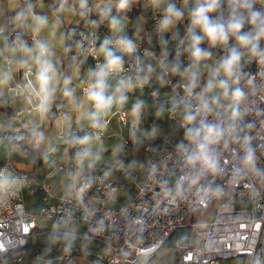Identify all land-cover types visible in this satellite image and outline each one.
I'll return each mask as SVG.
<instances>
[{
  "label": "clouds",
  "instance_id": "1",
  "mask_svg": "<svg viewBox=\"0 0 264 264\" xmlns=\"http://www.w3.org/2000/svg\"><path fill=\"white\" fill-rule=\"evenodd\" d=\"M38 2L8 0L14 10L10 23L15 34L10 39L6 28L0 26V95L13 81L14 73L23 72L22 82L12 91L38 117L39 122L29 121L24 129L33 148L46 146L45 161L57 149L46 140L40 123L49 118L58 96L80 113L78 120H86L88 127L95 130L83 135L69 131L64 137V143L75 149L74 159L81 169L85 166L94 169L101 159L98 142L107 127L106 117L113 109H122L128 103L130 92L155 81L172 88L170 102L154 101L155 115L177 113L174 126L183 133L177 148L186 171L177 180L174 190L177 197L182 195L186 183L199 185L205 198L225 194L222 185L200 183L202 177L222 175L219 153L222 144L235 142L240 146L234 181L264 177V169L257 166L254 138L248 131L254 124L245 120L251 95L264 92V0H181L179 6L177 0H146L150 8L160 13L154 26L160 51L157 55L145 50V56L152 57L155 63L143 66L138 42L127 34V12L136 0H99L94 6L90 0H53L49 6L51 16L36 11ZM65 14L78 16L93 36L101 25L106 24L109 29L98 47L91 49L93 59L98 62L81 80L80 97L72 86V76L62 74L55 59L53 40ZM184 19L188 21L185 35L175 59L169 60L171 41L166 34L171 32L175 39L176 26ZM46 29L48 38L41 36ZM29 35L30 42L26 38ZM76 35L74 30L60 34L58 43L65 55L83 50V39H74ZM148 39L151 43V35ZM205 43L207 47H202ZM212 49H221L224 54L213 59ZM182 57H187L186 65ZM129 62L133 65L130 70L126 69ZM172 77L179 79L173 83ZM148 107L144 99H135L131 106L135 121L142 119ZM63 119L70 123L71 116L66 113ZM25 181L26 177L0 169V201L14 194ZM92 183L94 178L85 177L75 194L82 196ZM245 187L251 190L254 185L249 183ZM52 239L54 242L63 239L65 251H70L75 234L54 233ZM253 264H264V260L257 257Z\"/></svg>",
  "mask_w": 264,
  "mask_h": 264
},
{
  "label": "built area",
  "instance_id": "2",
  "mask_svg": "<svg viewBox=\"0 0 264 264\" xmlns=\"http://www.w3.org/2000/svg\"><path fill=\"white\" fill-rule=\"evenodd\" d=\"M146 1V0H145ZM93 5V4H92ZM148 6V5H147ZM151 26L154 30L155 18L159 11L148 6ZM40 13V12H39ZM94 15L92 16L93 19ZM83 23V21H81ZM84 24V23H83ZM109 29L106 24L101 25L93 36L88 30L86 51L89 58L93 59L91 49L98 47L101 35H106ZM156 35V34H155ZM170 39V32L166 34ZM137 40L139 45L138 55L155 63L152 57L145 56V50L159 55L160 49L143 40L129 35ZM157 39V36H156ZM158 40V39H157ZM187 64V57H182ZM126 69H132L127 63ZM248 70L247 68L245 69ZM252 71H255L253 65ZM173 83L179 79L171 78ZM16 84H11L12 91ZM172 93V88L166 86ZM13 92V91H12ZM153 96H158L156 89L152 90ZM249 115L246 121H251L254 127L250 130L253 136V146L256 149L257 166L264 169V92L253 93L248 102ZM31 108L16 110L14 116L24 128L28 123L25 119ZM58 113H61L59 111ZM122 126L133 128L134 133L140 128V121L131 119L126 110H118ZM170 117L175 113L169 111ZM108 122V119H106ZM153 126L151 121L148 122ZM95 131L88 129L86 132ZM78 134V135H83ZM101 135H104L102 131ZM7 143V158L0 161V169H8L11 165L9 156L18 146L10 138L0 134V143ZM136 143L135 141L133 144ZM127 147L130 142L126 141ZM143 149L148 153H157L145 162V179L139 185L132 201L125 205L112 206L106 203L111 194L118 193L124 187V182L112 179L92 183L82 196H77L75 190L84 183V176L77 175L78 164L74 159L75 149L71 148V161L67 164L56 165L47 172L50 176L55 170L62 169L71 174V186L65 195H53L47 182L32 180L28 173L14 170L15 176L26 177L25 183L32 192H42L47 201L40 209V215L50 219L53 223H84L87 226L88 236L103 239H117L118 243L107 240L112 250L95 255L91 264H150L152 257L176 229L186 226H196L197 234L202 238L200 245L190 243L189 238L176 242L180 251L182 264H221L222 261L241 255L251 257L252 263L260 257L264 258V177H251L249 180L234 181L233 172L239 164V144L232 142L219 146L220 161L223 168L222 175L202 177L201 184L214 183L222 185L225 194L220 197L210 196L205 198L199 185L185 184L182 195H175V187L179 177L183 176L186 169L182 156L177 148L165 140L162 146L152 142H143ZM126 176L129 172L125 173ZM254 185L251 190L246 184ZM172 189L173 191H169ZM252 201L253 207L236 202ZM216 204L215 214L206 222L188 223V219L195 214ZM37 226L36 215L27 212L24 203L22 187L16 189L14 194L0 201V254L26 246L34 234ZM97 229V231H93ZM62 230H56L60 234ZM74 251H77L75 249ZM70 255L67 254L66 257ZM21 260V257H16ZM240 264V263H238Z\"/></svg>",
  "mask_w": 264,
  "mask_h": 264
},
{
  "label": "crops",
  "instance_id": "3",
  "mask_svg": "<svg viewBox=\"0 0 264 264\" xmlns=\"http://www.w3.org/2000/svg\"><path fill=\"white\" fill-rule=\"evenodd\" d=\"M40 1V0H39ZM23 2V0H21ZM34 2H37V0H34ZM99 0H90V3L93 4V6L98 3ZM139 5H137L136 8H138ZM141 7H143L142 10L139 12H133V14H128L132 19L130 21H127V34L128 35H134L133 32H137L138 35L135 36L144 42L159 48L158 40L156 39V35L154 33V30L151 26L150 22V16L148 11L147 4L143 6L141 4ZM133 9V7L131 8ZM37 12H40L41 14H48L47 11H40L37 10ZM146 12V13H145ZM14 10L9 6L8 0H3L2 5H0V26H3L6 28V35L11 39V37L15 34L12 32V25L10 23L11 17L13 16ZM144 15L146 16V19L143 17L142 19H145L142 21V23L139 22V31L137 30V21H139L136 17L138 15ZM146 14V15H145ZM146 23V24H145ZM81 20L78 17L77 23L74 25L75 29L77 30V35L74 37V39H83L84 47L83 50L79 52V57L77 60L78 66H58L60 68V71L62 74H67L72 76V86L76 88V96L80 97L82 96V85L81 80L85 77V74L87 73L88 69L91 67H94V63H90V61H87L89 59V56L86 51V44L88 42L87 39L88 36L86 33H88V28H80ZM178 26V24H177ZM177 26L175 29V32L177 34ZM46 33H42L41 36L44 38H47L45 36ZM149 35H151V43H149ZM185 33L181 37H176L175 39H172V33L170 32V45H169V54L173 51H176L180 47V42L183 39ZM104 35H101L99 38V43L101 42ZM29 39V42L31 40L30 35L26 37ZM87 41V42H86ZM67 43V41H66ZM206 47V44L205 46ZM218 54L223 53L221 49H218ZM73 53V52H71ZM73 55V54H72ZM85 56V59L81 61V58ZM87 56V57H86ZM65 57V56H64ZM140 57V64L148 65L151 62L150 60L139 56ZM129 64L133 67L132 63L129 62ZM78 69V70H77ZM23 80V72H15L14 73V79L11 82V84H17L22 82ZM10 84V85H11ZM9 85V86H10ZM150 93L152 94V90L156 89L159 93L158 96H153L152 100H148L147 104L149 105L148 108H146V114L144 113L141 119L140 128L136 133H134V130L132 133L133 136L137 138L136 143L134 144H140L142 142L148 141L152 142L159 147L162 146L165 143V140H167L169 143L173 145H178L179 142L183 139V134H179L178 130L175 128V122L178 119V114L175 113L176 117H170L168 112L165 113L164 116L158 117L155 115V109L152 107L154 101L160 100V101H169L171 97V92L166 86H161L155 81L152 85L149 86ZM145 89L137 88L129 93V95L133 94H142V92ZM0 134L10 138L8 136L9 133H18L22 130H25L20 122L13 117L16 110L19 109H25L27 110L30 108L24 100L20 97H16L14 93L8 88H5L3 90V94L0 95ZM87 107V105L85 106ZM126 110L125 108H122ZM118 110L120 109H113V111L106 117L108 119L107 127L103 130L104 135L102 137H106L105 131L112 130V127L110 126V122L113 116L116 114L118 115ZM61 111V113H58ZM127 112V110H126ZM68 114L71 116L70 123H65L63 116L64 114ZM128 114V113H127ZM80 115L79 112L74 110L73 106L70 105L67 101L60 98L58 96L55 104L52 107V111L49 115V118L40 123V128L42 131H44L46 140L49 141L52 145L56 147L55 154L50 153L49 159L45 161L44 155L46 152V146L42 145L37 151L39 152V157L37 159L34 158L33 155H31L34 158V162L38 164V166H33L31 164H28L23 159L25 154H15L21 149L25 153H27L24 148L21 146L20 143H17L13 141L11 138L10 140L12 142H15L18 146V148L12 152L9 156V159L11 160V165L8 168V170L13 173L14 170H23L21 168L22 166L26 165L24 172H28L29 177L37 182H47L51 190L53 192V195L61 196L65 195V193L70 189L71 186V179L72 176L67 171L58 169L55 170L52 175L48 176L47 172L51 169H53L56 165L61 164H67L71 161V148L64 143V137L65 135L70 131L74 134H82L85 133L89 127L88 122L86 120H78V116ZM25 119L29 121H38V117L32 112H27L25 115ZM151 121L153 123V126L150 127L148 122ZM26 131V130H25ZM112 134V133H111ZM100 144V143H98ZM112 147V141H104V144L101 145L100 150L103 153L110 150ZM21 148V149H20ZM58 151V152H57ZM15 154V155H14ZM29 154V153H27ZM155 155L160 154V152L154 153ZM14 155V156H13ZM7 158V143L2 142L0 143V161H4ZM148 158L145 159V162ZM103 161L100 159L97 163L94 169H89L86 166L81 169L80 165L77 167V175L84 176V177H92L94 178V183H98L100 181H106L109 179L115 180L118 182H124V187L118 191V193L111 194L109 198L107 199L106 203L108 205L112 206H119V205H125L132 201L136 191L138 190V187L140 184L143 183L144 177H145V162L142 167L134 166L129 161L128 158L124 157L123 160L118 161L117 163L114 162L113 164H107L102 163ZM108 172V175H105V173ZM129 172V175L126 176L125 173ZM127 189V193L129 196V199L125 203H121L122 197L120 196V192L122 190ZM22 191L24 195V203L25 208L27 212L32 213L36 215L37 217V226L34 230V234L29 239V242L26 246L16 249L14 251L9 252L5 256L0 257V264H55V259L57 257L64 256L65 260L70 261V264H91L92 258L99 254L104 252H111V248L108 245L107 241L104 239L95 238L92 236H88L85 233H87L88 229L86 224L84 223H71V224H65V223H59L55 224L50 219L45 218L40 215V209L43 204H46L47 201L43 198L42 192H32L31 188L27 186L26 183L22 186ZM211 207L204 210L205 213L209 214H215L214 211L211 212ZM211 220V219H209ZM208 221V220H206ZM204 221V222H206ZM58 225V227H57ZM56 230H62L60 234H56ZM66 232H72L75 234V240L73 242L72 248L70 251H65V242L63 239H60L56 242L53 241L52 237L55 233L58 236H62ZM199 236V235H198ZM183 238H189L186 236ZM181 238V239H183ZM180 239V240H181ZM110 240V239H107ZM179 241V240H177ZM176 241V242H177ZM113 243H116V240H114ZM191 243V241H190ZM194 244V243H192ZM196 245V244H195ZM77 249V251H74ZM58 250H61L59 252ZM55 254H58L57 256ZM67 254H69V257H66ZM9 258L10 260L4 261L5 258ZM16 257H21V260H16ZM264 260V258H263ZM180 263L181 258H180ZM253 264L251 257L248 255H241L237 257H233L227 260L222 261L221 264Z\"/></svg>",
  "mask_w": 264,
  "mask_h": 264
},
{
  "label": "rangeland",
  "instance_id": "4",
  "mask_svg": "<svg viewBox=\"0 0 264 264\" xmlns=\"http://www.w3.org/2000/svg\"><path fill=\"white\" fill-rule=\"evenodd\" d=\"M52 3H53L52 0H40L37 4L36 9L42 12L47 11L49 9V6ZM177 3L179 6V4L181 3V0H177ZM41 4L43 5L42 7L40 6ZM146 4L147 2L143 0L142 5L145 6ZM46 15L51 16V13H48ZM143 17L146 19V16L144 15L142 16L140 14L136 18L139 20L140 23H142V21L145 20V19H142ZM131 19L132 17H130L129 15L126 16V21H130ZM77 21H78V16L71 15V14H65L63 18V24L61 25L60 29L57 31L56 37L53 40L54 50L56 52L55 59L57 61L58 66L59 65L60 66H78L77 60L79 57V53L75 52L74 50L73 53L70 52L67 55H65L63 53L62 46L58 43L61 33H69L73 30L77 33V30L79 29H75L74 27ZM186 27H185V30H186ZM43 33L44 34L46 33L45 36H47L48 38V30L46 29ZM133 33L135 36L138 35L137 32H133ZM71 42L72 41H67V43H71ZM206 47H207V44H206ZM212 52H213V59H216L218 56L224 54V53H220L219 55H217L219 53L218 49H212ZM73 56L77 57L75 61L73 60ZM84 59H85V56L83 55V57L81 58V61H83ZM204 79H206V76L204 77ZM202 83H203V80H202ZM143 89L145 90L142 92V94L129 95V101L123 107L127 110L128 116L131 119H135L131 113V106L137 97L144 99L146 102L148 100L153 99V96L150 93L149 86ZM144 113L146 114V110L144 111ZM110 126L112 127V130L105 131L107 136L102 137V140L98 142L100 143L98 144V147L100 148L101 145L104 144V141H107V140L112 141V147L110 148V150L107 152L103 151V153L101 152V160L103 161L102 163L113 164L114 162L117 163L118 161L123 160L124 157H126L129 159L132 165L142 167L146 158H149L155 155L154 153H148L143 149L144 147L143 142L140 144H133L134 141H137V138L133 136L134 134L132 133V131L130 132V130H133V128L129 127V125L122 126V123L117 114L112 117ZM178 133L181 135L183 134L182 131H179ZM126 141L130 142L129 147H127ZM15 154H21V155L25 154L24 155L25 157L23 158L25 162L33 166L35 165L38 166V164L34 162V158L30 154L25 153L23 149H21V151ZM52 154H55V152ZM25 166L26 165L22 166L21 168H23V170L21 169L19 171H24V169L26 168ZM119 194L122 197L121 203H125L129 199L127 189L122 190ZM236 204L237 205L244 204L247 207H253L252 201L250 202L248 200H244V202L237 201ZM215 208H216V204L211 207L210 209L211 212L212 211L215 212ZM213 217H214L213 214L211 215L209 213H205V211H202L201 213H199V215L198 214L192 215L188 219V223L191 224V223H197V222H204L206 220L212 219ZM197 229L198 227L191 226V225L186 226V228L182 227V228L176 229V231L168 238L166 243H164V245L152 257H150L151 259L149 263L150 264H181L180 263V251L176 247V241L180 240L183 237L189 236L191 243L200 245L202 243V238L198 236ZM103 239L107 241V238H103ZM114 240H116V243L119 242L117 239H114V238L110 239V241L112 242H114ZM58 251L61 252V250H58ZM55 255L57 256L58 254H55ZM8 260L10 259L7 257L5 258L4 261L8 262ZM54 262L55 264H70V261L65 260L64 256L60 258L57 257ZM1 264H5V263H1Z\"/></svg>",
  "mask_w": 264,
  "mask_h": 264
},
{
  "label": "trees",
  "instance_id": "5",
  "mask_svg": "<svg viewBox=\"0 0 264 264\" xmlns=\"http://www.w3.org/2000/svg\"><path fill=\"white\" fill-rule=\"evenodd\" d=\"M142 1H143V0H136V3L133 5V9H131V10L128 11L127 13H128V14H133V12H134V14H135V12H139L140 10H142V9H143V7H141ZM52 2H53V0H52ZM137 5H139L138 8H136ZM47 13H51L49 9L47 10ZM94 18L96 19L97 17L94 15ZM187 23H188L187 19H184V20H182L181 22L178 23L176 37H181V36L185 33V31H186V30H185V27H186ZM79 27H80V28H82V27L84 28L83 23H81ZM87 40H88V39H87ZM86 42H87V41H86ZM205 44H206V43H205ZM205 44L202 45V47L205 46ZM176 52H177V50L171 52V53L169 54V56H168V59H169V60H173V59H175ZM126 59H127V58H126ZM87 61H90V63H93V61H92L90 58H89ZM0 103H1V101H0ZM8 136H9L13 141H15V142H17V143H20L21 146L24 148V150H25L27 153L33 155L35 159H37V158L39 157L40 154H39V152L37 151V149L33 148L32 145H31L30 143H28V141H27V139H26V137H27V132H26L25 130H22V131H20V132H18V133H13V134H12V133H9ZM37 161H38V159H37ZM5 255H6V254H0V257L5 256Z\"/></svg>",
  "mask_w": 264,
  "mask_h": 264
}]
</instances>
